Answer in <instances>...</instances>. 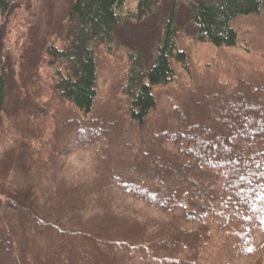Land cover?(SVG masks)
<instances>
[{
    "label": "trees",
    "instance_id": "obj_1",
    "mask_svg": "<svg viewBox=\"0 0 264 264\" xmlns=\"http://www.w3.org/2000/svg\"><path fill=\"white\" fill-rule=\"evenodd\" d=\"M17 1L0 0V113L14 78L2 21ZM250 17L264 0H75L63 47L47 48L71 107L42 145L46 187L0 190V264H264V81L215 82L164 114L158 94L177 66L195 77L181 37L234 48ZM100 47L129 59L134 126L94 115ZM85 149L91 165L70 168Z\"/></svg>",
    "mask_w": 264,
    "mask_h": 264
},
{
    "label": "rangeland",
    "instance_id": "obj_2",
    "mask_svg": "<svg viewBox=\"0 0 264 264\" xmlns=\"http://www.w3.org/2000/svg\"><path fill=\"white\" fill-rule=\"evenodd\" d=\"M74 1L18 0L12 13L2 21L5 35L2 53L7 55L14 70L13 84L0 113L2 192L9 193L7 186L11 183L36 189L48 184L41 165L44 162L42 145L70 104L56 98L54 87L59 73L65 70L61 64L52 63L47 48L63 47L60 34ZM130 7L133 10L135 5ZM238 27L241 40L234 48H216L189 37L180 38L179 46L190 55V68L195 77L191 78L180 66L176 67L175 82L158 91L160 113L166 112L171 100L178 105L185 102L188 93L200 94L195 97L199 100L202 92L215 87V82L232 86L241 78L264 81V17L241 19ZM97 59L99 95L95 117L108 115L121 126H134L129 116V101L123 94L129 70L127 55L120 50L100 47ZM184 105L188 109L192 107L190 102ZM38 128L40 137H35ZM64 160L72 169L87 170L93 153L85 149L65 156ZM136 205L142 207V203ZM261 241L264 246V236Z\"/></svg>",
    "mask_w": 264,
    "mask_h": 264
}]
</instances>
